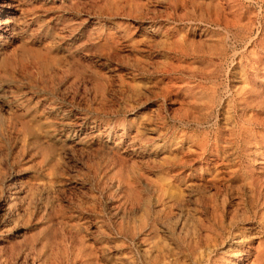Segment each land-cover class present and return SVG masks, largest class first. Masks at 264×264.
Returning <instances> with one entry per match:
<instances>
[{
	"label": "rangeland",
	"instance_id": "374dc122",
	"mask_svg": "<svg viewBox=\"0 0 264 264\" xmlns=\"http://www.w3.org/2000/svg\"><path fill=\"white\" fill-rule=\"evenodd\" d=\"M9 2L0 264H264V0Z\"/></svg>",
	"mask_w": 264,
	"mask_h": 264
},
{
	"label": "bare ground",
	"instance_id": "6f19581e",
	"mask_svg": "<svg viewBox=\"0 0 264 264\" xmlns=\"http://www.w3.org/2000/svg\"><path fill=\"white\" fill-rule=\"evenodd\" d=\"M11 3L9 2L8 4H0V15H6L7 13H9L10 11H12V7H11ZM11 13V12H10ZM11 17V15H10ZM1 18V17H0ZM3 20L0 19V33L3 32L4 30L1 28ZM9 25V24H8ZM3 27V26H2ZM8 27V26H7ZM15 27V26H14ZM9 31V30H8ZM211 137V136H210ZM262 149V148H261ZM185 167V166H184ZM197 226V225H196ZM214 227L211 225L210 227H208V230L210 232H213ZM151 230V229H150ZM200 230V229H199ZM179 238L184 240L185 242L189 243V244H193L196 243L200 240V234L198 233V231L196 230V228H189L186 227L185 229L182 228L180 233L178 234ZM148 242V241H147ZM181 243V242H180ZM202 243V242H201ZM157 247V246H156ZM189 250V249H188ZM249 250V249H248ZM251 252V251H250ZM156 253V252H155ZM162 254V253H161ZM150 255V254H149ZM239 257L238 258H242V253H238L237 254ZM247 257V256H246ZM213 261V260H212ZM147 262V261H146ZM214 262V261H213ZM262 262L261 259V255H256L254 260H252L251 264H260ZM133 263V262H132ZM148 263V262H147ZM213 264V263H212ZM227 264H231V263H227ZM233 264V263H232Z\"/></svg>",
	"mask_w": 264,
	"mask_h": 264
}]
</instances>
